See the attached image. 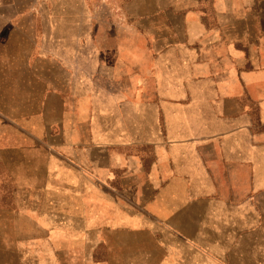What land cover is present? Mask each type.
Listing matches in <instances>:
<instances>
[{
	"label": "crops",
	"instance_id": "obj_1",
	"mask_svg": "<svg viewBox=\"0 0 264 264\" xmlns=\"http://www.w3.org/2000/svg\"><path fill=\"white\" fill-rule=\"evenodd\" d=\"M106 6L35 52L0 1L11 264H264V0Z\"/></svg>",
	"mask_w": 264,
	"mask_h": 264
},
{
	"label": "rangeland",
	"instance_id": "obj_2",
	"mask_svg": "<svg viewBox=\"0 0 264 264\" xmlns=\"http://www.w3.org/2000/svg\"><path fill=\"white\" fill-rule=\"evenodd\" d=\"M2 14L11 17L10 28L7 31H19L18 36L24 47L33 46L35 52L41 46H55L59 48L62 40L61 18L73 15H91L105 17L116 7H107L110 0H0ZM64 26V24H62ZM65 27V26H64ZM4 30V31H6ZM64 31V30H63ZM48 33L50 37L47 38ZM61 36V38L57 37ZM4 39L0 43H4ZM68 42V41H66ZM53 73V71H52ZM8 109L20 108L21 103H2ZM3 165L0 167V257L3 264H11L12 256L20 253L26 237L39 239L42 234L38 227H31L22 218L16 219L11 215L20 199L12 197L13 184L10 183L9 157L1 156ZM19 178H24L25 169L18 166ZM23 175V176H20ZM20 184V183H19ZM16 243L18 247L16 248ZM37 249L41 250L40 247ZM36 251V249H35Z\"/></svg>",
	"mask_w": 264,
	"mask_h": 264
}]
</instances>
